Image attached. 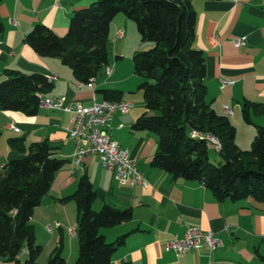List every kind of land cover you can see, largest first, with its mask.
Returning a JSON list of instances; mask_svg holds the SVG:
<instances>
[{
    "label": "crops",
    "instance_id": "0c3cea01",
    "mask_svg": "<svg viewBox=\"0 0 264 264\" xmlns=\"http://www.w3.org/2000/svg\"><path fill=\"white\" fill-rule=\"evenodd\" d=\"M92 1L0 0L3 24L0 79L5 77V69L54 75L52 88L43 97L65 96L66 103L90 104L92 96L100 101L105 99L102 89L121 91V99L130 100L138 79H131L130 71L127 76H120V61L116 60L132 56L137 49L149 48L151 43L138 40L134 23L123 13L113 17L108 29L106 64L111 63L113 69L107 74L109 65H102L91 88L74 78L58 57L40 56L24 42L25 33L36 23H43L63 36L73 11ZM191 3L196 15L192 46L203 51L206 62V100L218 114L226 115L224 105L232 109V115L226 116L236 128L235 142L240 148L248 149L255 125L264 124V113L259 108H250V122L242 116L245 100L264 104V0H192ZM120 29L123 36L116 38V31ZM237 36H243L245 42L236 47L232 39ZM220 78L233 82L221 87ZM130 101L133 106L129 112L112 115L108 132L134 158L147 186L118 184L113 172L95 154L86 155L82 160L84 171L95 185L92 208L95 210L107 203L120 209L130 207L132 212L131 218L124 222L99 228V233L109 242L124 235L123 242L112 254L111 264H264L260 259L264 255V202L251 197L219 200L200 180L173 178L171 173L152 166L150 161L157 150L158 137L154 132L131 128L143 111L144 102ZM70 119L71 112L66 110L40 108L35 115L0 110V166L20 157L7 141L15 134L26 145L46 139L54 155L67 160L55 172L49 191L35 207L30 221L36 241L48 246L45 258L61 241L66 264H74L78 242L74 239L76 233H71L72 236L69 233V229L76 227V205L65 197L76 190L81 174L71 161L75 141L69 135ZM10 122L19 128L18 132L8 128ZM71 211L75 221H67ZM48 225L51 230L46 229ZM187 226L212 231L222 245L213 250L203 245L180 256L166 251L165 243L174 235H183ZM23 258H26L24 251L18 262L5 264H22Z\"/></svg>",
    "mask_w": 264,
    "mask_h": 264
},
{
    "label": "trees",
    "instance_id": "16d2710c",
    "mask_svg": "<svg viewBox=\"0 0 264 264\" xmlns=\"http://www.w3.org/2000/svg\"><path fill=\"white\" fill-rule=\"evenodd\" d=\"M192 0H93L73 11L67 31L58 36L50 27L36 23L25 33L24 42L44 57H58L80 82L94 78L108 62V29L113 17L123 13L135 22L142 41L152 45L132 53L134 73L141 78L144 109L131 124L133 130L154 132L157 150L152 166L173 178L200 180L219 200L251 197L264 202V124L255 125L248 149L235 142L236 128L228 116L218 114L206 100V62L202 50L192 46L196 15ZM3 24L0 20V33ZM0 80V110L35 115L39 100L52 88L47 76L5 69ZM105 99H121V91L102 89ZM250 108L264 113V104L245 100L244 121L250 122ZM206 135L217 138L222 161L208 158ZM8 145L20 154L0 166V260L36 264L42 250L30 222L34 209L50 189L54 174L67 161L54 155L44 139L25 144L21 137H9ZM96 190L82 172L76 190L65 197L76 205L75 233L78 255L74 264H111L112 254L124 235L107 241L99 233L131 218L130 207L92 204ZM264 261V255H260ZM44 264H66L62 242L53 248ZM130 264V263H127Z\"/></svg>",
    "mask_w": 264,
    "mask_h": 264
},
{
    "label": "built area",
    "instance_id": "2783aa9c",
    "mask_svg": "<svg viewBox=\"0 0 264 264\" xmlns=\"http://www.w3.org/2000/svg\"><path fill=\"white\" fill-rule=\"evenodd\" d=\"M58 0H55L57 3ZM123 31H116V38H121ZM245 42L243 36H237L232 39L234 46H240ZM113 65L107 68V74L111 73ZM48 80L55 78L54 75H48ZM94 78H91L85 84L91 88ZM221 87L231 84L233 81L220 78ZM133 104L130 100L119 99H102L96 101L92 96L90 104H83L80 101H72L66 103L65 96L60 97H40L39 108L66 110L71 112L69 135L75 141L74 152L71 161L84 172L82 160L86 155L95 154L99 157L102 165L113 172L114 180L121 185L140 184L147 186V181L142 172L136 166L134 158L130 156L128 150L122 148L113 140L108 132L109 122L115 112L125 114L129 112ZM226 115H232V109L224 105ZM8 128L14 132H18L19 128L15 123L10 122ZM205 139L209 142L210 148L218 151L221 147L217 138L206 135ZM51 230V227H47ZM70 233L75 232V228L69 229ZM207 246L213 250L222 245L221 239L212 231H201L196 226H187L183 235H174L165 243V250L180 256L190 250L198 249L201 246ZM0 264H4L0 260Z\"/></svg>",
    "mask_w": 264,
    "mask_h": 264
},
{
    "label": "rangeland",
    "instance_id": "374dc122",
    "mask_svg": "<svg viewBox=\"0 0 264 264\" xmlns=\"http://www.w3.org/2000/svg\"><path fill=\"white\" fill-rule=\"evenodd\" d=\"M132 23H134V26H135V28H136V30H137V27H136V24H135V22L134 21H132ZM137 34V38H138V40L141 42V43H143V42H147V41H142L141 40V38H140V35H139V32H138V30H137V32H136ZM151 43V42H150ZM151 45H152V43H151ZM148 48V47H147ZM141 50H143L142 48H141ZM109 61H110V58H109ZM115 61V60H114ZM120 61V65H121V69H120V76H127L128 75V73H129V71H130V75L132 76V78L131 79H138V83L137 84H134L133 85V88H132V95L130 94L129 95V98H130V100H132L133 102H140V103H142V96H141V91L138 89V85H139V83L141 82V78L139 77V76H137L134 72H133V63H132V60H131V55H130V57H127V56H124V57H121L120 59H117L116 60V62H119ZM105 66H108V65H111V63H108V64H104ZM101 71H102V69H100L99 70V73H101ZM130 79V80H131ZM1 80V79H0ZM129 80V81H130ZM143 110V109H142ZM15 135H17V134H15ZM14 135V136H15ZM16 158V157H15ZM208 158H209V160L212 162V163H215V164H218L220 161H222V158H221V156H220V154H219V152H217V151H215L213 148H209V150H208ZM95 186V185H94ZM95 189V188H94ZM72 203V202H71ZM101 206H99L97 209H95V210H99V208H100ZM94 209V208H93ZM73 216H75V215H73V212L71 211V213H70V216L67 218V221H75V218L73 217ZM36 218H38L37 216H36ZM37 221V220H36ZM63 221H66V220H63ZM52 225V227H53V224H51ZM48 226H50V225H48ZM47 226V227H48ZM47 227H46V229H47ZM70 233V232H69ZM75 234V233H74ZM74 234H72V235H74ZM70 235H71V233H70ZM71 235V236H72ZM74 239H75V241L76 242H78V238H77V235H76V237H74ZM38 244H40L41 246H42V250H41V252H40V254L37 256V258H36V264H40L39 262L41 261V260H44L43 261V263L42 264H44L46 261H47V259H48V257H49V255H48V257H46L45 258V256H47V250H48V246L47 247H44V245H43V243H41V242H37ZM24 257H25V255H24ZM41 257V258H40ZM24 259L25 258H23V260H22V264H24L23 263V261H24ZM74 262V261H73ZM73 264V263H72Z\"/></svg>",
    "mask_w": 264,
    "mask_h": 264
}]
</instances>
